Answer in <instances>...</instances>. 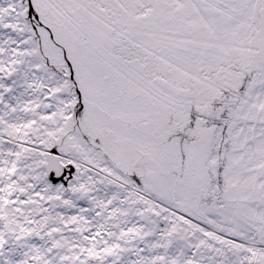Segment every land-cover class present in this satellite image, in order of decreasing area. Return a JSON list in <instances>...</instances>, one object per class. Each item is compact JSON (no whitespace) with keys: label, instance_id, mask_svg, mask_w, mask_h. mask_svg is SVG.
I'll return each mask as SVG.
<instances>
[{"label":"snow or ice","instance_id":"snow-or-ice-1","mask_svg":"<svg viewBox=\"0 0 264 264\" xmlns=\"http://www.w3.org/2000/svg\"><path fill=\"white\" fill-rule=\"evenodd\" d=\"M0 264H264V0H0Z\"/></svg>","mask_w":264,"mask_h":264}]
</instances>
